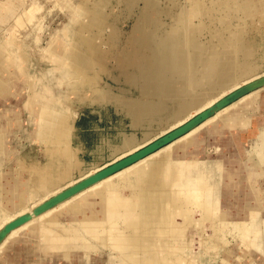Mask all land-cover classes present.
Here are the masks:
<instances>
[{"label":"rangeland","instance_id":"rangeland-1","mask_svg":"<svg viewBox=\"0 0 264 264\" xmlns=\"http://www.w3.org/2000/svg\"><path fill=\"white\" fill-rule=\"evenodd\" d=\"M212 5L213 0H0V7L2 8V10L0 9V45L12 39L16 44L13 48L14 52H11L10 55L15 60H21L20 54L17 55V52L23 51L27 54L30 76L34 84L37 85L35 87H38L41 96L47 78L57 75L58 78L52 82L51 96L61 104L59 109L64 110L65 115L70 117L68 125L71 127L72 136L69 141L76 157V166L69 172L68 168L71 161L68 158L64 160L58 154L60 150L57 148L59 146L56 144V141L58 142L57 138L49 140L41 138L37 141L40 144L33 141L29 133L30 131L35 133L37 126L33 123L30 114L26 113L28 112L27 108L25 110L24 106L14 107L19 112L21 109L23 110L20 114L22 126L13 131L0 128V138L6 140L7 144L4 151H2L0 145V181H2V177H6V174H3L4 171L7 172L8 169H12L15 170L14 175L23 172L24 176L28 178V183L32 184L36 179V174L22 169L23 161H25V166L38 168L37 173L46 177L51 189L57 188L59 185L61 187L49 193L48 190L44 189L42 193L47 194L42 199L30 206L18 207V209L4 206L1 202L3 198L0 195V264H58V261H61V264L120 263L118 254L111 253L108 250L101 256H83L77 262L73 261V263L64 259L63 256L60 257L61 260H58L59 256L52 257L51 255L50 257L45 252L41 253L39 257L34 255L36 253H28L33 251L32 246L36 247L41 243L40 230L35 228L44 223L47 218L45 217L46 214L58 211L60 208L63 210L72 201H77L81 197L84 199L90 198V193L102 188L107 182L118 180L124 174L128 175L140 166L145 167L154 158L164 155L166 156L163 159L164 164L169 162L171 166L175 167V170L180 171L183 175H181L179 193L183 194L184 190L188 189L193 193L198 192L196 193L198 195L200 191L197 188L202 189L205 187L201 194L203 193L205 197L208 195L210 197V194L214 195L215 202L212 201V203L215 207L211 208L214 209L213 212L216 211L214 212V218L217 220L226 218L231 221L230 223V221L227 222L224 219L215 222L217 224L211 225L210 231L206 233L209 235L212 232L210 235L214 239L213 241L216 239L213 237L217 236L215 232L219 233V239L223 236L220 239L222 243L219 241L220 248L213 244L214 242H211L210 235H206L203 239L199 234L191 235L192 239L189 242L192 241L193 243H189L187 254L195 260L194 264H223V260L229 258L227 257L230 254L229 250L233 254L231 264H264V219L260 217L258 222H255L260 216L258 212H263L264 215V203L261 201L258 206L255 205L251 209L245 204L248 201L253 204L254 198L257 200L264 198V176L261 175L262 178L260 176L253 183H249L250 185L246 181L245 185V183H241V173L237 171L233 186L235 192L240 189L244 193L248 192L247 190L254 189L256 196L244 193L240 198V204L232 201L234 200L232 199L233 196L228 193V190L223 191L222 185V179H224L226 173L224 170L232 168L231 164H227L226 159L222 156L224 152H227V148L223 146V139H219L220 135L224 138L226 136L231 137V132L228 131L229 128H237L238 125L240 127L249 126L251 120H253L252 123H264V0H249L251 12L245 26L249 33V39L241 37L245 42L251 41L254 44L255 56L251 60L257 58L261 66L258 75L225 94L220 88L215 89L217 90L215 98L211 102L209 101V105L201 110V113L198 111L197 114L191 117L190 121L187 120L185 123H176L175 125L173 123H163L164 127H152L149 123L151 116H146L143 118L142 128L144 129L136 128L134 122L137 119L138 110L149 108L153 110V113L163 111L162 118L166 121L169 106H160L159 103L143 99L140 92L133 88V82L136 79L128 78L130 81L127 80V84L124 85L120 76L121 72L117 66V58L122 56L121 53L127 48V45L131 41L142 39L140 28L150 31V39L159 44L160 47L164 44L182 40L188 30H197L196 32L200 36L198 38L199 43L209 42L210 45H215L213 47L215 57L206 55L205 60L203 59L204 64L207 65H204L203 68L205 78L202 81L203 83L207 82L204 84V88L217 86L218 81L227 80L229 83L227 79L229 75L226 74L230 73L233 66L232 62L234 61L231 62V60L234 55H229L227 49L223 46L233 41L234 38L231 30H222V27L225 22L231 24V19H225L221 14L212 15L208 13L206 8H211ZM144 12L149 14V20L142 14ZM207 17H211L209 22H207ZM20 18L23 19L22 25L19 22ZM235 19L234 26L237 27L241 22L237 18ZM202 24H206L207 28L200 34L201 31L198 32V29ZM153 29L155 30L152 32ZM218 30L221 34H219L222 40L220 42L212 36ZM238 34L240 36L244 35L243 32H238ZM60 41L63 44L74 42L77 50H81L83 52L81 54L88 60L84 67L87 73L82 74L76 71L78 74L71 82H77L83 76L85 80L88 79L89 81V83L84 82L83 87H88L90 90L91 87L89 86H95V89L93 88L92 93H90L93 95L90 96L82 92H78L77 95L72 93L71 89L67 87V81H69L67 77L72 76L73 73L64 69L61 70L45 59L44 55L50 50L52 43ZM216 61L219 65L216 64ZM214 65L217 67V71L216 67L215 71L212 68ZM12 71L15 72L12 73L14 81H19L18 85L22 87L20 88L22 91L19 86L17 87L18 92L21 91V96L28 101L33 91L30 89L24 90L21 82L25 79L22 78L20 73L16 74V70ZM213 72L217 74H213ZM80 73L82 76H80ZM207 74L210 76H206ZM59 78L62 81H59ZM206 78H209V81H206ZM202 81L201 84H203ZM119 92L122 93L119 96L122 100L125 97L136 99L139 105L137 107L130 106L131 111L124 112V108L115 100ZM131 94L133 95L130 96ZM3 96H5V93ZM193 99L195 101L196 99L197 101L200 100L199 105L208 101V96L203 95ZM188 105L190 103H187L186 106ZM191 105H194L193 109L191 106L188 107L195 112L198 105ZM5 108L4 105H0V117L2 118H4L3 110L7 111ZM181 111L182 108H178V112L182 113ZM177 118L178 116L176 120ZM216 122H221L219 127L223 129L209 128ZM225 123H229L232 127L227 126ZM7 126L9 129L14 128L12 123H7ZM261 132L263 133L261 134ZM143 133L148 138H143ZM126 134L130 137L137 136L144 145L125 153L120 151ZM157 134L158 136H156ZM192 135L195 136L192 149L187 150L184 156L180 157L178 155L174 157L175 159H168L167 155L169 153H167V150L183 145L184 140ZM248 135V133L243 135V139ZM261 138L263 139L262 146L264 150V124L258 128L257 139L260 140ZM243 145L244 147H242ZM250 145L249 139L245 142L235 143V147H242V155H237V158H235L236 163L242 164L243 161L249 158L246 150L250 149ZM226 154L228 155V153ZM243 157L245 158L243 159ZM64 171L67 174L64 180L58 184L57 175ZM43 176L38 175L37 179L41 180ZM192 196L195 197V195ZM130 200L135 201L134 198ZM252 209L254 213L246 220L250 224L244 222L245 227L241 230L236 226L240 230L238 231L232 220L236 221L238 219V213H247ZM194 210L197 215L202 212L200 208H194ZM104 215L111 216L112 212ZM223 225L225 226L224 229L222 228ZM225 235L227 237L226 241L223 239ZM235 235H237L236 240ZM26 239H28V244L31 247L27 245L20 253L16 251L17 254L11 257L10 252L16 250L14 249L15 243ZM212 245H215L216 248ZM155 253L160 255L158 251ZM96 256L103 257L101 258L103 260L91 263ZM172 256L167 255L166 258L163 255L162 257L167 262L168 260H175L180 264L185 261L183 255L178 253Z\"/></svg>","mask_w":264,"mask_h":264},{"label":"bare ground","instance_id":"bare-ground-1","mask_svg":"<svg viewBox=\"0 0 264 264\" xmlns=\"http://www.w3.org/2000/svg\"><path fill=\"white\" fill-rule=\"evenodd\" d=\"M0 9L2 10L1 7ZM206 10L212 15L221 14L225 19L230 18L232 20H235V18H238L239 16L240 18L243 16L247 19L251 12L249 0H213V5L211 8H206ZM142 14L147 20L150 19L147 12ZM206 19H208L207 22H209L211 17H207ZM22 20L23 19L20 18L19 22L21 25ZM241 23L243 24V30L246 29L245 26L247 22L242 20ZM230 27V23H223L222 28L224 30ZM206 28L207 25L202 24L200 29H198V32L201 31L200 34H202V31ZM140 30L142 39L131 41L127 45V48H125L121 53L122 56L117 58V66L118 70L121 72V79L123 83L127 82V78L132 80L136 79V81L133 82V88L140 92L143 99L159 103L158 105L160 106L168 105L169 108L167 109L168 119L166 121H164L162 118L164 113L163 111L153 113L152 109L139 108L140 110H138V115L136 117L137 119L134 122L136 123V128L144 129L142 128L144 123L143 118L146 116H151L149 123H151L152 127H164V124L166 123H173V125L176 123H185L195 114H197L198 111L200 112L207 105H209L208 103H210L217 94V90L215 89L220 88L225 94L241 83L253 79L258 75V71L261 69L257 58L251 60V58L255 56L253 51L254 44L251 43V41L245 42L244 39L239 37L234 38L233 41L228 42L225 44L226 46H223L227 49L229 55H234L233 59L231 60V62L234 61L232 62L233 66L230 70V73L226 74L229 75L227 77L229 83L227 80L222 81L220 79L222 82L218 81L217 86H212L205 89L204 84L207 82L203 83L202 80L205 78L203 76V68L206 64H204L203 59L206 57V55L214 56L213 53L215 50L213 47L215 45H210L209 42L204 44L199 43L198 38L200 36L199 33L197 34L196 32L197 30H188L186 31L182 40L164 44L162 47H160L159 44L150 39V31L145 28H140ZM154 30L155 29H153L152 32ZM137 32L139 33V31ZM219 32L220 31H217L212 36L213 38H217L220 42L222 40L219 37ZM9 42L13 43V40L9 39L4 42L3 45H0V64L4 53H6L5 46H7ZM56 47H58L59 50ZM56 47L53 49L50 48L48 54H45L44 57L46 60L50 61L51 65L56 66L61 70L64 69L73 73L72 76L67 77L69 81L75 79V76L78 74L76 71L81 72L82 74L87 73V70L84 67L88 63V60L85 59L81 54L83 53L81 50H77L74 42L58 44ZM54 56L56 59L57 57L62 58V61H60V58L56 61ZM62 63L66 64L65 67ZM217 63L218 62L216 61V64ZM215 67V65L212 67L214 68V71ZM81 73L80 76H82ZM214 73L215 72H213V74ZM208 74L206 76H208ZM7 78L5 77V79ZM80 79L77 82H72V86L74 87L70 88L71 92L76 95L78 92H82L83 94L90 96L93 95L90 93H92L93 88L95 89V86H89L91 87L89 90L88 87H83L85 84L84 82L89 83L88 79L85 80L83 76ZM130 79L128 81H130ZM208 79L209 78H206V81H209ZM27 80L28 79L26 78V81ZM6 81L9 83L8 79L5 80V82ZM201 81L203 84H201ZM0 83H2V81ZM15 84L17 85L18 82ZM46 84L47 82L44 84V89ZM35 85L36 84H34V86ZM18 86L19 89L22 88L20 87L21 85ZM18 86L14 85L13 87L16 88ZM20 90L22 91V89ZM10 91L11 90H9V92ZM21 91H19V93ZM51 93L52 91L48 92L50 97L47 98L48 100L44 101L40 98L41 95L38 91V87L35 88L32 92V95L30 96V100L24 106V109L26 110L27 108L28 112L26 113L30 114L33 123L37 126L36 132L32 133V140L38 143L37 141L41 140V138L46 140L57 138L58 142L56 141V144L60 146H57V148L60 150L58 154L64 160L68 158L71 161V164L69 163L70 166L68 168V171L70 172V170H73L76 166V157L72 151L71 143L69 141L72 136L71 127L68 125L70 117L65 115L64 110L59 109L61 104L56 98L51 96ZM132 95L133 94L130 96ZM203 95L208 96V101L198 105L200 100L197 101L196 99L195 101L193 98ZM119 96L120 95L118 93L115 100L119 103V105H121L122 108H124V112L131 111L130 106L137 107L139 105L136 99H132L130 97V99H128V97H125L122 100L119 98ZM1 98L3 101L7 100L5 96ZM3 101L1 104L6 107L5 109H7V111L3 110L5 121L9 124L12 123L14 128L22 126L20 123V114L23 112V110L21 109L19 112V110H15L14 107H9V102L3 103ZM187 103H190L188 106H191L192 109L194 105L191 104L198 105L196 111L193 112L191 108L186 106ZM178 108H182V113L178 112ZM57 111H63L64 114H57ZM177 116L178 118L176 120ZM221 122L213 123L209 128H214L217 130L219 128L223 129L222 127H219L221 126ZM262 133L263 132H261V134ZM156 136H158V134ZM144 137L146 136H144L143 133V138ZM194 137L192 135L190 138L184 140L185 143L183 145L174 147L171 150H167V153H169V155H167L168 159H175L174 157L178 155L180 157L184 156L187 153V150L189 151L192 149ZM219 137V139H222L221 135ZM149 138L151 139V136ZM262 142V138L258 140L257 145L253 148V153L256 159H258L256 161V166H260L261 170L259 171L260 173L264 174V150ZM0 145L2 149H4L5 144L3 140L0 141ZM142 145L144 144L141 143V139H138L137 136L130 137L126 134L124 136L123 145L120 148V151L124 153L133 151ZM164 158H166L165 155L160 157L158 156L152 161L148 162L146 166L144 165L145 167L140 166L130 172L128 175L124 174V176L118 178V180L110 183L107 182L108 184H104L102 188L96 189V191L90 193V198L84 199L80 196L81 198L79 200L74 202L72 201V203L69 205L67 204L68 206L65 207V209L61 210L60 208L58 211H52L46 214L45 217L47 218L45 219L44 223L42 222L43 224H41V226L35 228L40 230L41 237L39 238L41 239V243L36 245V247L32 246L33 251H29L28 254L36 253L34 255L39 257L41 253L45 252L50 257L51 255L52 257L59 256L58 258L63 256L64 259L73 263V261L77 262L83 256H101L108 250L111 253L118 254V259L120 261L119 264H179V262H175V260H168L167 262L162 257L165 255L167 258V255L172 256L173 254L178 253L183 255L182 257L185 260L180 264H194L195 260L190 258V256L187 254V251L189 250V243H193L192 241L189 242L192 239L191 235L199 234L203 239L206 235H208L206 233L210 231V226L217 224L215 222H219L220 220L224 219V221L229 222L230 219L224 218L217 220L214 218V212L216 211L213 212L214 209H211L212 207H215L212 203V201H214V195L210 194L209 197V195L205 193L208 195L205 197L203 193L201 194V191H203L205 187L202 189L197 188L200 191L198 195H196L198 192L193 193L188 189L186 191L184 190L183 194L179 193V184H181L182 173H180L178 170H175V167L171 166L169 162L164 164ZM24 163L25 161H23L22 169L29 172L32 171L34 174H36V179L31 184L26 181L28 178L24 176L23 172L14 175L13 172L15 170L8 169L7 172L4 171L3 174H6V177H2V181H0V195L3 198L1 202L8 208L18 209V207L30 206L31 204H34L42 199V197L47 194L42 193L44 189L48 190L49 193L50 191H54L55 189H59L61 187V185H59L57 188L51 189L50 183L46 177L40 175V173H37L38 168L35 166H25ZM66 171L57 175L58 184L64 180L65 175L67 174ZM237 171L238 170L234 169H228L226 171L224 170L226 173L224 175V179H222V185L223 191L226 192L228 190V193L233 196V198H231L234 200H231L236 204H240V198L244 193L254 196L255 191L253 189L251 190L252 192L247 190L248 192L243 193V191L237 189L238 191L236 190L237 192H235V188L233 186L236 173H238ZM38 175L40 177L43 176V179H37ZM167 183L169 184L167 185ZM192 195H195V197L193 198ZM132 198H134L135 201L130 200ZM245 204L248 205L249 209L255 206V203L252 204L250 201ZM194 208H200L202 212L197 215ZM109 212H112L111 216L104 215ZM252 213H254L253 209L251 211H247V213H238V219L236 221L232 220L234 221L235 227H239L240 230L243 229L245 227L244 222H246V220L252 216ZM222 228L224 229L225 226ZM239 229L237 230L240 231ZM210 234H212V232ZM215 235H217L213 237L216 238L215 241H213L214 239H212L211 235V238H208L210 240L212 239L211 242H214L213 244H216V246L220 248L219 241L222 243V240L220 239L223 236L219 239V233L215 232ZM235 236L236 240L237 235ZM226 238L227 237L225 235V238L223 239L225 240ZM201 242L203 243V241ZM28 243V239L17 241L14 248L16 250L14 252H10L11 257H14V255H16L18 252L20 253L21 250L25 249L27 245L31 247V245ZM214 246L212 245V247ZM157 251L160 252V255L159 253H155ZM228 252H230V254L227 255L229 258L224 259L223 264L232 263L233 254L230 250Z\"/></svg>","mask_w":264,"mask_h":264},{"label":"crops","instance_id":"crops-1","mask_svg":"<svg viewBox=\"0 0 264 264\" xmlns=\"http://www.w3.org/2000/svg\"><path fill=\"white\" fill-rule=\"evenodd\" d=\"M242 17L240 18V16H239L237 18V20H240V22H241L244 19L245 22H247V19L245 17H243V18ZM235 20H232L231 19V27L228 28V29H226V31H230L231 30L232 33H233V38H238V37L241 38L242 37V38H245V39H249V37H248V34L249 33H248L247 29H244L243 30V27H242L243 24L242 23L239 24L237 27L234 26V21ZM222 30H224V29L222 28ZM235 31L243 32L244 35H241L240 36L238 34V32L235 33ZM15 44H16L15 42H13V43L12 42H9V44L7 46H5V48H6L5 52L6 53H4V55H3L2 59H1V64H0V74H1L0 75V82L2 81V83H0V86L4 89L3 90L0 87V92H1L0 93V105H2L1 103L3 101V99L1 97L5 93V98H7V100L6 101H3V103L4 102L5 103L6 102H9V104H8L9 107L25 106L27 104V102L30 100V99L28 101L25 100V98L21 96V93H19L17 91V89H16L17 87L16 88L13 87L14 85L15 86H18V84L17 85L15 84L17 81H14V77L12 76L13 74H11V73H15L14 71H12V70H14V68L17 71L16 74H18V72L19 73L21 72L20 74L23 73L21 76H22V78H25V80L22 81L23 82L22 83L23 84V87H25L24 90L30 89L31 91H33L36 88L35 86H37V85L34 86V81H33V79L30 76L31 74H30V69H29V66H28L29 65L28 64L29 63V58H28L27 54L24 53L23 51L22 52L21 51H18L17 52V55L20 54L19 56H20L21 60H19V59H16L15 60L14 57L10 55V53L14 51L13 48H14ZM58 44H63V42L60 41V42L52 43L51 48L53 49L54 47L58 46ZM64 44H66V43H64ZM56 48L58 49V47H56ZM48 52H49V50L45 54H48ZM94 53H96V52H94ZM7 54L9 56H6ZM59 58L60 57H57V59H59ZM57 59L55 57V60L56 61H57ZM61 59L62 58H60V61H62ZM62 64L65 67L66 64L65 63H62ZM5 77L6 78L8 77L7 79L9 80V83H7L8 81L5 82V80H7V79H5ZM26 78L28 79L27 81H26ZM57 78H58L57 75H52L50 78L48 77L47 84L45 86V89L43 88L44 89V92L42 93V96H40L41 100H44V101L48 100L47 98L50 97V95L48 94V92L49 91H52V84H53L52 82H53V80H55ZM59 79H60L59 81H62L61 78H59ZM67 83H68V86H67L68 88L74 87V86H72L73 83L71 81L70 82L67 81ZM126 84L127 83H124V85H126ZM1 90L3 91V93H2ZM9 90L13 91L14 93L11 92V91L9 92ZM12 93H13V95H12ZM14 94H16V95H14ZM121 94L122 93L119 92V95H121ZM257 109L260 110L259 107H257ZM58 113H61L62 115L64 114L63 111H57V114ZM252 121L253 120L250 121L249 126H247V125L245 126L244 125V126H241L240 127V125H238L237 128L236 127L233 128L231 125H229V123H225L227 126L232 127L231 129L229 128L230 130L228 129V131L231 132L230 133V136L231 137H228V136H226L225 138H224V136L221 137L223 139V141H222L223 142V146L225 148H227L226 149L227 152H224L223 155H222L226 159V163L227 164H231V168L232 169L238 170V172L241 173V175H240V180H242L241 183H246V181H247L248 184L251 183V182L253 183V181H255V179L260 178L261 175L264 176V174L260 173V171H259V170H261V167L260 166H256V161L258 159H256V157H255V155L253 153V148L257 145V142H258V140H257L258 128H259L260 125L262 126L264 123H252ZM7 127L8 126H7V123L5 122V119L2 118V117H0V128H3L4 130H11V131H13V130L19 129L21 126L20 127L13 128V129H9ZM253 129H254V131H253ZM247 133L249 134L248 137H246V138L243 139V135H246ZM29 134L32 137V131H30ZM206 134H208V135H215V134H209V133H206ZM211 138H213V137H211ZM213 139H216V138L214 137ZM233 139H234V141H233ZM248 139L250 140V144H251L250 145V149L249 150H246L247 151V155H248L249 158L246 159L245 161H243L242 164L236 163L235 162V158H237V155H240V156L242 155L241 154V148L244 147V145L242 147H239L238 146V148H237V147H235V143H237V142L238 143L239 142H245ZM2 140L3 139L0 138V141H2ZM3 142H4L5 146H4V149H2V151L6 150V148H7L6 140H3ZM226 153H228V155ZM244 158L245 157H243V159ZM262 176H261V178H262ZM26 181L29 182L28 179ZM261 201H262V203H264V198H261L260 200H257L256 198H254V203H255L256 206H258V203L261 202ZM258 214H260V216H259V218H257L255 220V222H258V220L260 219V217H261V219H264L263 212L262 213L261 212H258ZM101 258H103V257H94L92 259V262L91 263H94V262H96L98 260L99 261L100 260H103ZM58 260H60V258ZM54 264H56V263H54ZM58 264H61V261H58ZM79 264H81V263H79Z\"/></svg>","mask_w":264,"mask_h":264}]
</instances>
